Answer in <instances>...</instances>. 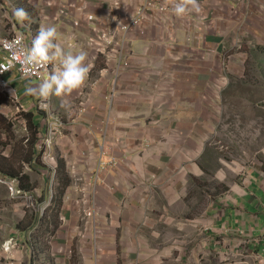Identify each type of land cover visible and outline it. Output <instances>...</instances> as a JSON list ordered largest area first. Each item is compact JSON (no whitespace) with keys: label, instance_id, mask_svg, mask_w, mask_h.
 Wrapping results in <instances>:
<instances>
[{"label":"crops","instance_id":"0c3cea01","mask_svg":"<svg viewBox=\"0 0 264 264\" xmlns=\"http://www.w3.org/2000/svg\"><path fill=\"white\" fill-rule=\"evenodd\" d=\"M70 1L23 0L35 16L21 22L13 15L16 2L0 0V37L25 31V23L33 25L34 37L40 28L55 26L64 50L86 52L93 65L83 88L49 98V111H40V98L26 94L27 87L42 81H20L15 73L5 76L21 102L14 103L13 95L0 90V150L10 155L12 146L18 147L23 172L33 184L34 205L28 207L25 195L11 197L0 182V264H45L46 253L36 248L50 234L44 229L53 227L50 216L43 219L53 190L48 178L53 175L35 162H24V156L34 157L37 149L24 140L29 133L23 115L28 112L38 119L39 138L62 123L52 150L64 160L72 182L56 219L55 243L75 240L81 205L91 202L96 207L97 229L82 236L86 238L82 248H88L80 249L85 264H118L125 242L143 243L148 249V242H173L189 228L203 236L204 251L207 234L230 242L259 237L264 228V163L248 171L232 170L227 195L215 197L208 208L203 201L201 213L200 200L191 196L203 193L206 149L218 121L220 93L227 85L220 80L227 75L222 71L226 48L220 36L236 24L232 18L238 9L245 18L249 15L250 0H198L200 11H190L189 18L197 24L194 31L207 36L206 42H187L190 28L179 20L166 26L158 18L161 12H155V23L151 19L129 35L130 66L118 77L111 68L105 70L104 58L84 42L94 23L77 11L61 22L56 19L59 8ZM130 1L134 2L124 9L125 16L119 11L118 19L108 11L106 0H90L87 13L97 24L112 25L113 19L115 25L134 10L136 0ZM19 87L26 88L20 93ZM7 134L12 135L8 140L12 146L3 150L1 141H7ZM191 209L199 211L190 216ZM8 240L14 243L9 251L3 247ZM171 249L166 244L162 255H170Z\"/></svg>","mask_w":264,"mask_h":264},{"label":"rangeland","instance_id":"374dc122","mask_svg":"<svg viewBox=\"0 0 264 264\" xmlns=\"http://www.w3.org/2000/svg\"><path fill=\"white\" fill-rule=\"evenodd\" d=\"M262 6L264 0H250L247 9L249 15L245 18L243 10L238 9L237 16L232 18L236 24H230L231 27L220 36L224 38L223 46L226 48L224 50L226 64L222 65V71L229 75V83L220 93L219 110L217 109L216 114L218 121L215 132L209 140L210 146L206 149L208 153L206 159L209 163L206 162L205 178L201 179L204 186L202 192L205 195L201 192L191 194L195 201L200 200V213L203 201L205 208H208L215 197L227 195L229 189L227 185L232 183L234 169L248 171L258 162L264 163V10L261 9ZM228 60L233 64L229 65ZM25 88L19 87L20 93ZM48 180L52 188L53 177L50 176ZM84 209L85 207L81 205L79 211L82 216ZM199 210L191 209L190 216ZM82 216L79 227H76L73 242L66 245L55 243V240L52 242L54 251L50 250L48 254L55 260L60 257L58 260L60 264H85L80 253V249L86 244L84 243L86 238L82 236L87 237L89 230L92 227L97 229V225L89 224L85 229L86 222ZM60 223V226L64 225L61 219ZM250 243L241 239L239 242H230L219 236L209 237L207 234L204 251L203 236H197L189 228L187 232L175 235L173 242H148V249H145L143 243L125 242L126 250L121 253L122 262L119 260L118 264H259L256 261L257 251L253 250ZM166 244L172 248L170 255H162V249ZM84 249L88 250V248ZM84 249L82 248V252ZM113 258L111 256L109 262L112 263Z\"/></svg>","mask_w":264,"mask_h":264},{"label":"built area","instance_id":"2783aa9c","mask_svg":"<svg viewBox=\"0 0 264 264\" xmlns=\"http://www.w3.org/2000/svg\"><path fill=\"white\" fill-rule=\"evenodd\" d=\"M8 2V0H6ZM162 2L160 0H136V6L132 13H126L127 17L124 20H117V24L114 25V20L112 25H100L96 23V18L92 14H88V5L90 0H72L66 6H62L58 10V15L56 19L58 22H61L63 19H66L67 16H70L71 13L76 11L85 15V19L88 23H94L91 26V33L87 39L84 40L86 45L97 55L102 56L106 63V69L111 68L112 73L115 77H118L122 70H127L130 66L129 55L126 52V46L129 41V35L134 31H139L143 29V26L146 22L151 21L155 23L157 19L154 17L155 12H161V16L158 17L160 20L164 21L166 26L173 25L172 21H181L187 28H190L189 36L187 42H206L207 36L199 32L194 31L197 24L192 21L189 16L191 12H187L183 16H177L173 11V6L177 0H165ZM134 1L130 0H106V6L110 13H113L118 19V12L120 11L123 16H125L124 9H127L131 6ZM165 13V15H164ZM153 14V15H152ZM152 15V17H150ZM164 15V17L162 16ZM169 17V22L167 20ZM25 23V22H24ZM78 26V24H76ZM159 25V24H158ZM193 28V29H192ZM25 31L14 32L13 34L0 37V50L2 52V57L0 59V90L11 94L12 101L16 104L21 102L20 97L17 95V91L12 88L8 81L5 79V76L10 73H15L20 81H43L45 77L53 70L56 66V63L48 64L45 67H25L22 64V52L26 47H31L32 39L34 38L35 31L32 24L25 23ZM74 43L69 44L73 45ZM226 64V61H225ZM90 74V73H89ZM220 80L225 81V84L229 83V77L224 75L220 77ZM37 108L40 111H49L50 103L48 100H39ZM27 126V121H24ZM62 123L57 122V129H52L48 132V135L45 137H40L37 142V151L41 153V161L44 165L47 166V169H50L53 177H55L56 169L58 167V157L54 154L52 150L53 141L55 139V134L57 130L61 127ZM26 127V132H27ZM38 136V134H37ZM0 182L4 183L8 189L11 197L18 198V196L25 195L27 196L28 207H33L34 198L30 192H24L19 188V180L17 178L9 179L0 177ZM55 181L53 183V186ZM53 190H51V197ZM83 203H88L86 201V195L82 198ZM48 204L47 206H49ZM82 219L85 220L86 226L88 228L89 224L94 225L95 222V213L96 207L91 202L87 206H84ZM46 208V207H45ZM63 222L64 218L59 217ZM99 233V231H96ZM54 235L49 236L48 244L50 250H53V239ZM245 242H248L252 245L253 250L257 251L256 261L259 264H264V228L259 237H253L251 240L248 238ZM13 240H8L4 243L3 247L5 250L9 251L13 247ZM60 252V249H59Z\"/></svg>","mask_w":264,"mask_h":264},{"label":"clouds","instance_id":"9594fccd","mask_svg":"<svg viewBox=\"0 0 264 264\" xmlns=\"http://www.w3.org/2000/svg\"><path fill=\"white\" fill-rule=\"evenodd\" d=\"M177 16L189 11H200L198 0H177L173 6ZM13 15L21 22L29 19L23 8H14ZM60 33L55 26L42 27L32 39L31 47L22 52V64L25 67H45L56 63L48 78L36 86L26 88V94L48 100L51 96H67L83 88L93 67L88 54L84 51L73 53L65 51L58 43Z\"/></svg>","mask_w":264,"mask_h":264},{"label":"trees","instance_id":"16d2710c","mask_svg":"<svg viewBox=\"0 0 264 264\" xmlns=\"http://www.w3.org/2000/svg\"><path fill=\"white\" fill-rule=\"evenodd\" d=\"M17 4V8H23L29 15V18H32L35 16L34 9L31 7H25L23 0H14ZM34 28H37L35 26ZM23 117L27 120V132L29 133L28 136L24 137V140L27 141V146L31 148H37V142L39 141V137L37 134L40 132V124L36 119L35 114L33 112H28L23 115ZM7 141H1V144L3 146V150L7 147L8 144H11L8 142L9 138L12 136L11 134H7ZM22 140V139H21ZM23 141V140H22ZM12 146V144H11ZM13 151V152H12ZM12 151L10 155H5L3 151L0 150V175L4 178H17L19 180V188L24 192H32L33 190V184L31 183L30 176L23 172L22 165L19 161L20 159V151L18 147L12 146ZM35 156L32 158H29L27 155L24 156V162H28L30 165L32 163H36L40 167L47 168L46 165L43 164L41 161V153H38L36 149V153L34 152ZM55 184L53 186V194L50 199V205L44 212L43 219L47 220L48 216L52 218V229L49 231L48 228L44 229V232H50L49 235H47L44 238V241H40L41 245L40 247H37L36 249L40 252H43L46 256L45 264H57L55 258L51 257L48 252H50V247L48 244L49 236L54 235L58 228V224L56 223V219L59 216V212L62 208V200L65 196L66 189L70 186L72 179L67 172L65 162L63 159L58 158V167L56 169L55 177H54ZM49 210H51V213H49ZM40 240V238H39Z\"/></svg>","mask_w":264,"mask_h":264}]
</instances>
